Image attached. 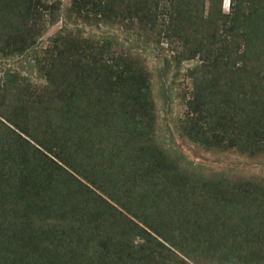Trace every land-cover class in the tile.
<instances>
[{
  "label": "trees",
  "instance_id": "obj_1",
  "mask_svg": "<svg viewBox=\"0 0 264 264\" xmlns=\"http://www.w3.org/2000/svg\"><path fill=\"white\" fill-rule=\"evenodd\" d=\"M222 5L71 0L64 26L39 53L34 47L59 20L60 0H0V53L32 46L43 79L32 85V119L45 133L31 134L18 113L1 112L31 137L33 167L24 168L27 147L12 166L19 178L0 167V264H264V185L170 168L177 152L155 146L158 119L146 65L129 56L131 48L115 55L119 43L110 35L99 41L67 27L133 30L137 19L145 31L181 43L179 57L200 59L188 73L193 89L182 134L208 149L264 150V0H230L227 11ZM11 77L0 87L15 97ZM38 156L49 160L39 164ZM31 181L26 201L21 190ZM240 203L252 206L247 217L236 214ZM75 211L82 217L75 219ZM52 213L58 224L44 228Z\"/></svg>",
  "mask_w": 264,
  "mask_h": 264
},
{
  "label": "rangeland",
  "instance_id": "obj_2",
  "mask_svg": "<svg viewBox=\"0 0 264 264\" xmlns=\"http://www.w3.org/2000/svg\"><path fill=\"white\" fill-rule=\"evenodd\" d=\"M70 2L71 0H60L61 10L59 11V20L53 25H48L45 32L38 39L36 47H34L37 52L42 53L44 49L48 47L50 37L64 26L65 17L63 9L65 10V8L70 5ZM222 7L225 11L229 10L230 0H223ZM134 22L135 27H133V30H127L125 27L106 29L103 26L96 27L73 22H69L67 27H76L83 31L84 36L93 37L99 41H102L104 36L110 35L119 43L114 47L115 55H125L127 53L126 48H131L129 50V56L134 61L138 63L142 62L146 65L151 72V91L154 99V111L158 119L156 128L158 144H155V146L157 145L158 148L166 147L177 152L172 163L169 164L170 168H195L194 172L197 171L196 168H200L206 176H209L208 173H212L210 174L211 176L216 172H224V174H228L232 179H241L245 177L258 184L264 185V150L243 153V151L240 152V150L235 147L222 149V146H220L218 149L216 145L208 146V149L205 146L203 147L193 142L188 138L187 134H182L181 127H186L185 123L181 122L182 118L187 113V106L185 103L193 89L192 79L188 73L197 63H200V59L198 57L193 59H182L178 56L177 50L175 49V47L177 49H183L181 43V45H178L177 41H175L169 44V42L160 35L158 30L153 29L145 31L137 19H135ZM7 29L8 28L3 27V33H6V31H8ZM192 46L193 43L189 44L187 47ZM5 48L7 49V47ZM32 52L31 46L25 49L23 53H16L13 56L6 55L5 52L0 53V86H2V79H4L5 76L12 75L11 93L14 92V94H16L15 97L7 96L5 94L7 91L4 93L3 88L0 87V167L8 168L9 172L15 171V175H17L18 178V174L20 175L19 168H12V166L16 165L19 154L23 153L22 150L26 147L29 151L25 154V156L27 155L26 158H28L26 159L27 163H24L28 166L24 168L33 167L32 147H30L28 143L29 140L32 142V139L19 125H14L13 121H9L7 117H2L1 112H9V114H12L10 112L18 113L15 119L18 118L17 121L21 126L27 123V128L31 134L34 129L38 134L42 136L45 135L44 129H41L42 124L39 122L40 120L32 119V85L42 84L43 82V79L39 76L37 67H34L35 62L32 58ZM20 101L23 102L21 103ZM48 120H50L49 117ZM32 121H35L34 123L37 124V126L32 123ZM184 121H189V119H185ZM10 125L12 127L15 126L17 132L11 129ZM10 137H14L15 139H10ZM17 144L20 145V149L17 147ZM14 149H19V151L16 150L17 153L12 156ZM155 151H158V149H155ZM75 152L76 151H72L74 154ZM33 154H37L34 149ZM49 156L54 157L53 154ZM39 160L45 162L46 160L48 161L49 158L48 156H40L36 158L35 162L41 164ZM173 163L174 165H172ZM25 171L30 172V170ZM62 178L66 179V176L62 175ZM76 178L78 180L77 182L81 184L80 182L83 181V177L76 174ZM27 184L28 185H23L24 188H22L21 193L25 194L26 190L32 192V181L30 183L27 182ZM96 192L113 204L110 197L106 196L100 190ZM25 196L26 201H31L27 193ZM236 206H238L235 208L236 214L240 216V213H242L247 217L253 210L252 206H246L242 203ZM28 212L32 215V208H28ZM74 214L76 215L75 219L77 217H82V214L78 211H75ZM54 215L55 213L50 215L48 223H42L44 228H52L58 224L56 219L52 218ZM30 219L31 216L29 218L27 214H24V221L29 222ZM65 248H67V243L65 244ZM192 264L194 263L192 262ZM204 264L216 263L208 261Z\"/></svg>",
  "mask_w": 264,
  "mask_h": 264
}]
</instances>
